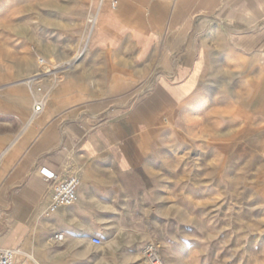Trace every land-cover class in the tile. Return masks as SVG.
Segmentation results:
<instances>
[{
    "label": "crops",
    "instance_id": "crops-1",
    "mask_svg": "<svg viewBox=\"0 0 264 264\" xmlns=\"http://www.w3.org/2000/svg\"><path fill=\"white\" fill-rule=\"evenodd\" d=\"M50 12L67 29L70 64L45 80L40 112L36 57L0 62V247L38 252L40 264H70L78 239L142 250L154 149L180 107L212 98L214 76L238 77L235 106L264 138V0H62ZM40 168L79 177L73 205L47 212L50 182Z\"/></svg>",
    "mask_w": 264,
    "mask_h": 264
},
{
    "label": "rangeland",
    "instance_id": "rangeland-1",
    "mask_svg": "<svg viewBox=\"0 0 264 264\" xmlns=\"http://www.w3.org/2000/svg\"><path fill=\"white\" fill-rule=\"evenodd\" d=\"M61 3L0 0V62L13 63V57L30 54L36 57L34 75L46 69L56 73L35 75L43 79L35 87L41 88L37 97L46 94L48 99L45 80H59L60 72L69 66L64 59L69 52L67 29L63 33L61 20L50 12L52 4ZM92 17L90 13L79 37L78 54L85 48ZM238 80L230 74L222 83L220 75L214 76L212 98L198 99L191 109L180 107L171 121L166 120L164 138L154 149L146 175L142 250L112 251L114 246L105 241L93 245L78 239L67 253V262L149 264L147 248L151 247L162 264H264V159L259 155L264 138L245 109L235 106ZM26 252L38 264L41 254ZM23 256L18 255V261Z\"/></svg>",
    "mask_w": 264,
    "mask_h": 264
},
{
    "label": "built area",
    "instance_id": "built-area-1",
    "mask_svg": "<svg viewBox=\"0 0 264 264\" xmlns=\"http://www.w3.org/2000/svg\"><path fill=\"white\" fill-rule=\"evenodd\" d=\"M39 64L44 63L43 58L38 59ZM44 70H40L39 74H44ZM41 88L37 87L32 89V102H33V113L40 112L47 101L46 94L37 97ZM39 174L50 182V200L47 205V212L54 213L60 207H69L73 205L77 199V189L80 184V179L76 175H69L66 177H61L56 172L51 171L46 168H40ZM55 239L61 241L63 239V233H58L55 235ZM93 245H100L102 241L98 237H93L90 239ZM149 252V259H151L152 264H162L157 255L151 253L154 251L153 248H147ZM18 251L15 249H10L6 247H0V264H37L36 262L31 261L28 257L23 256L22 259L18 261Z\"/></svg>",
    "mask_w": 264,
    "mask_h": 264
},
{
    "label": "bare ground",
    "instance_id": "bare-ground-1",
    "mask_svg": "<svg viewBox=\"0 0 264 264\" xmlns=\"http://www.w3.org/2000/svg\"><path fill=\"white\" fill-rule=\"evenodd\" d=\"M114 4V3H113ZM96 18V17H95ZM91 20V22H93L94 21V16L90 19ZM67 65H69L70 63H66ZM52 71V69H46L43 73L45 74L44 76H49V75H55L56 73H52L51 72ZM35 75H40L39 73L38 74H35ZM35 77V76H34ZM40 77H43L42 75H40ZM34 80V78H30L29 79V81H33ZM16 251H18V255H26L27 257H31V254L30 253H28V252H26V251H23V250H16ZM149 259V258H148ZM148 261V260H147ZM152 260L151 259H149V264H152V262H151ZM39 264V263H38Z\"/></svg>",
    "mask_w": 264,
    "mask_h": 264
}]
</instances>
